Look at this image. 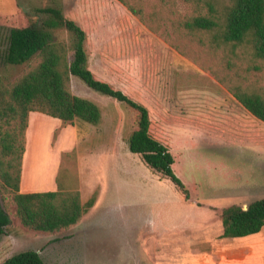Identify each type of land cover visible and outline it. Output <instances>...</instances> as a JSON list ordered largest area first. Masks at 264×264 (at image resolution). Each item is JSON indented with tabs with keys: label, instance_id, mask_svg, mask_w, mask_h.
<instances>
[{
	"label": "rangeland",
	"instance_id": "rangeland-1",
	"mask_svg": "<svg viewBox=\"0 0 264 264\" xmlns=\"http://www.w3.org/2000/svg\"><path fill=\"white\" fill-rule=\"evenodd\" d=\"M48 6L61 7L86 30L96 76L149 107L152 134L173 153L189 198L129 149L136 112L72 76V91L100 105L102 121L69 123L30 113L23 189H79L86 201L99 188L98 201L77 224L45 232L23 225L12 193L0 189L11 217L0 234V263L34 249L48 264H264V228L218 237L224 208L264 196V122L247 119L210 70L179 53L119 0H0V76L6 83L29 65L4 62L10 29L42 22L46 15L38 8ZM171 9L176 18L192 13L183 0H173ZM237 53L215 60L191 52L221 77L220 65L229 59L245 78L237 74V80L264 89V59L247 46Z\"/></svg>",
	"mask_w": 264,
	"mask_h": 264
},
{
	"label": "trees",
	"instance_id": "trees-1",
	"mask_svg": "<svg viewBox=\"0 0 264 264\" xmlns=\"http://www.w3.org/2000/svg\"><path fill=\"white\" fill-rule=\"evenodd\" d=\"M119 1L179 53L201 69L210 70L243 107L264 122L262 87L242 82L245 78L236 73L229 59L220 65L224 73L221 77L216 68L200 63L191 54L194 51L203 58L202 53L222 60L223 56L237 55L239 47L247 46L256 58L264 59V0H183L191 4L192 13L177 18L172 15L173 0ZM38 11L46 15L42 22L31 21L10 29L3 55L6 64L29 63L28 68L10 84L0 76V189L12 193L22 224L45 232L68 229L80 222L98 201L99 188L85 202L79 189L20 190L31 112H42L69 123L80 119L98 125L102 121L100 105L72 91V76L136 112L137 128L129 137V149L140 154L153 171L169 178L188 199L189 190L174 170L173 153L152 134L149 107L96 76L89 66L86 30L67 17L61 7H42ZM182 39L185 40L181 42ZM237 74L242 81L236 79ZM246 206L232 204L223 209L219 238L246 237L264 228V196ZM10 225L11 217L0 195V234ZM0 264L48 263L38 250L28 249Z\"/></svg>",
	"mask_w": 264,
	"mask_h": 264
},
{
	"label": "crops",
	"instance_id": "crops-1",
	"mask_svg": "<svg viewBox=\"0 0 264 264\" xmlns=\"http://www.w3.org/2000/svg\"><path fill=\"white\" fill-rule=\"evenodd\" d=\"M230 95H231V97L228 99V101L229 102H231L232 104H234V105H237V106H239L238 108H239V112L240 113H242L247 119H249V120H256V122H259V121H257V120H260V119H258L257 117H255L251 112H249L245 107H243L239 102H238V100L230 93ZM33 112H31V114H32ZM263 122V121H262ZM259 124V123H258ZM261 124H263V123H261ZM22 173H23V170H22ZM30 177V174H28V178ZM20 190L22 191V192H31V191H28V190H24L23 189V182H22V179H21V183H20ZM81 191V196H82V200H83V202H85V198H84V194H83V192H82V190H80ZM87 201V200H86ZM262 231V230H261ZM260 233V232H259ZM259 233H257V234H259ZM253 235H256V234H253ZM249 236H251V235H249Z\"/></svg>",
	"mask_w": 264,
	"mask_h": 264
},
{
	"label": "water",
	"instance_id": "water-1",
	"mask_svg": "<svg viewBox=\"0 0 264 264\" xmlns=\"http://www.w3.org/2000/svg\"><path fill=\"white\" fill-rule=\"evenodd\" d=\"M245 208H247V206H245Z\"/></svg>",
	"mask_w": 264,
	"mask_h": 264
}]
</instances>
